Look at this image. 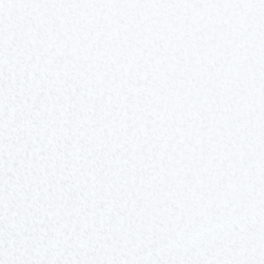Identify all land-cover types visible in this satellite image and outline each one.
<instances>
[{
    "label": "snow or ice",
    "instance_id": "obj_1",
    "mask_svg": "<svg viewBox=\"0 0 264 264\" xmlns=\"http://www.w3.org/2000/svg\"><path fill=\"white\" fill-rule=\"evenodd\" d=\"M0 264H264V0H0Z\"/></svg>",
    "mask_w": 264,
    "mask_h": 264
}]
</instances>
